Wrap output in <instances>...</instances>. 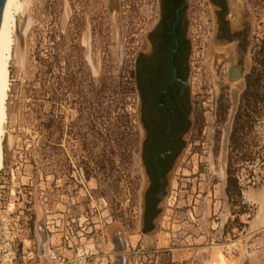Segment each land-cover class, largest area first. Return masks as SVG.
Returning a JSON list of instances; mask_svg holds the SVG:
<instances>
[{
    "label": "rangeland",
    "instance_id": "1",
    "mask_svg": "<svg viewBox=\"0 0 264 264\" xmlns=\"http://www.w3.org/2000/svg\"><path fill=\"white\" fill-rule=\"evenodd\" d=\"M227 1L232 28L248 32L243 61L236 43L216 44L215 9L188 2L194 120L168 177L157 235L141 248L144 133L132 56L146 4L30 0L4 109L14 135L3 145L2 239L14 237L19 253L23 243L37 249L41 264L40 245L49 251L67 231L110 264L107 232L118 228L120 245L132 247L127 264H207L218 251L228 264H264V202L256 201L264 195V0ZM233 65L242 67L235 82Z\"/></svg>",
    "mask_w": 264,
    "mask_h": 264
},
{
    "label": "flooded vegetation",
    "instance_id": "2",
    "mask_svg": "<svg viewBox=\"0 0 264 264\" xmlns=\"http://www.w3.org/2000/svg\"><path fill=\"white\" fill-rule=\"evenodd\" d=\"M185 1V6L179 9ZM206 1L215 9L216 44L236 43L238 61H243L248 45L246 27L232 28L227 0ZM144 2L147 8L144 26L136 29L137 34L133 35L136 49L132 56V85L144 133L141 159L146 178V187L135 212L140 232L138 247L145 239L157 235L162 199L156 192L162 187L165 197L168 177L184 151L194 120L190 97L189 0ZM120 241L117 248L123 250L117 255H124L126 247H132L129 244L121 246Z\"/></svg>",
    "mask_w": 264,
    "mask_h": 264
},
{
    "label": "bare ground",
    "instance_id": "3",
    "mask_svg": "<svg viewBox=\"0 0 264 264\" xmlns=\"http://www.w3.org/2000/svg\"><path fill=\"white\" fill-rule=\"evenodd\" d=\"M29 5H30V0H6L2 11V18L0 23V172L3 169V162H4V151H3L4 142L7 138H8L7 140L10 142L11 141L10 136L14 135V133H12L11 131L13 127L7 126V114L6 111H4L10 92V71H9L10 61L13 58L12 56L14 54L15 56H17L15 53L17 49H19L20 51H22L23 49L24 32L27 25L29 24L28 21L26 22L27 20L26 18H28V16L26 17V12ZM213 47L215 46L213 45ZM223 49L219 51V53L221 52V54L225 56L228 50L226 51V49L224 50ZM214 52H216L215 49ZM256 198H257L256 200L257 202L259 203L264 202L263 194L258 195ZM39 228L40 230L38 232L39 234L38 237L40 238L41 241H46L45 240L46 235L42 226L40 225ZM117 229L114 228L108 230L107 234L110 236V239L112 238V240L110 241V245L109 246L107 245L108 247L105 248L106 250H104V252L110 256L111 258L110 264H127V258L124 255L122 254L117 255L119 254L117 253L119 251V248H117L118 240L119 239L121 240V236L117 234L116 231ZM37 231H38V226H37ZM46 243L47 242H45L44 245H46ZM132 243H134V239L132 240ZM40 247L39 250L41 254L40 255L41 264H49L46 255L47 252H43V250L40 249ZM122 250L123 249H120V251ZM116 255L119 257H117ZM207 264H228V263L223 255V252L218 251L216 253L215 260L210 261Z\"/></svg>",
    "mask_w": 264,
    "mask_h": 264
},
{
    "label": "built area",
    "instance_id": "4",
    "mask_svg": "<svg viewBox=\"0 0 264 264\" xmlns=\"http://www.w3.org/2000/svg\"><path fill=\"white\" fill-rule=\"evenodd\" d=\"M60 243L53 246L49 242L50 250H47V259L51 264H99L97 253L92 252V245L89 247L79 241L74 243L71 236L66 233L60 236ZM23 243V242H22ZM39 262L38 250L28 247L25 249L22 244L21 253L18 252V243L14 237H0V264H37Z\"/></svg>",
    "mask_w": 264,
    "mask_h": 264
},
{
    "label": "water",
    "instance_id": "5",
    "mask_svg": "<svg viewBox=\"0 0 264 264\" xmlns=\"http://www.w3.org/2000/svg\"><path fill=\"white\" fill-rule=\"evenodd\" d=\"M6 0H0V23H1V18H2V11L4 8ZM186 4V1L179 7V9H182ZM177 18H179V15H177ZM242 75V69L239 65H233L232 68L230 69L228 73V78L231 82L238 81ZM12 133H14V128H12ZM163 156V155H161ZM162 184V180L160 181ZM156 196L159 199H163V188L160 187L158 191L156 192ZM242 264H249L248 260L244 259Z\"/></svg>",
    "mask_w": 264,
    "mask_h": 264
}]
</instances>
